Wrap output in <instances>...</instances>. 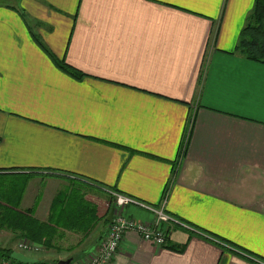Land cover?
I'll return each mask as SVG.
<instances>
[{
	"label": "crops",
	"instance_id": "1",
	"mask_svg": "<svg viewBox=\"0 0 264 264\" xmlns=\"http://www.w3.org/2000/svg\"><path fill=\"white\" fill-rule=\"evenodd\" d=\"M253 3L0 5V177L24 179L18 209L46 222L74 183L152 207L166 198L188 229L162 248L128 232L111 264H264V63L235 53ZM35 40L83 77L61 72ZM123 215L154 220L137 206ZM107 228L59 231L46 256L85 264ZM21 240L0 228V249L29 258Z\"/></svg>",
	"mask_w": 264,
	"mask_h": 264
},
{
	"label": "trees",
	"instance_id": "2",
	"mask_svg": "<svg viewBox=\"0 0 264 264\" xmlns=\"http://www.w3.org/2000/svg\"><path fill=\"white\" fill-rule=\"evenodd\" d=\"M35 42L61 72L74 79L83 77L82 73L72 66L57 62L37 40ZM235 53L247 60L264 63V0H254L253 7L246 17L245 25L239 33ZM76 184L85 186L82 183ZM76 184L74 183V185ZM82 188L87 189L86 186ZM59 196L60 194L52 200L46 222H39L34 218L33 208L22 211L18 209L16 204L10 205V211L0 215V228L10 231L17 238L25 239L40 248L46 247L49 250L52 248V242L59 231L80 233L83 238H87L100 221L104 226L109 225L106 216L113 209L112 196L109 197V208L107 211L101 212L103 213V215L100 214L102 216H98L100 212L96 211L97 209L93 204L87 203L80 191L73 203H69V200L60 203ZM235 251V254L248 258L242 252ZM13 253L11 249H0V258L14 262L11 259ZM57 262L53 261V264H57ZM36 264L46 263L37 261Z\"/></svg>",
	"mask_w": 264,
	"mask_h": 264
},
{
	"label": "built area",
	"instance_id": "3",
	"mask_svg": "<svg viewBox=\"0 0 264 264\" xmlns=\"http://www.w3.org/2000/svg\"><path fill=\"white\" fill-rule=\"evenodd\" d=\"M183 150L181 151V155L183 154ZM111 196L113 197L112 221L108 225L104 237L98 241L96 249L87 255L85 264H111L124 235L128 232H134L144 241L150 242L158 248H162L167 244L170 231L177 227L188 229L185 224L166 214L164 211L166 198L162 200L158 207H152L120 194H112ZM127 206H137L148 211L154 216L153 222L150 225H145L128 219L123 215V210ZM17 249L21 252H30V250L39 251L40 247L24 239L18 242ZM0 264L19 263L0 260Z\"/></svg>",
	"mask_w": 264,
	"mask_h": 264
},
{
	"label": "rangeland",
	"instance_id": "4",
	"mask_svg": "<svg viewBox=\"0 0 264 264\" xmlns=\"http://www.w3.org/2000/svg\"><path fill=\"white\" fill-rule=\"evenodd\" d=\"M14 0H0V5H8L12 6ZM24 179L22 177H0V208L2 204L6 206L7 208L5 211H10V205H16L22 190L24 186ZM85 186H80L79 184L74 185H69L68 187H64L63 190L60 192V203H62L65 200H69V203H73L75 199L77 198V195L80 191L81 195L84 196V199L87 201L89 204H93L95 208L97 209V212H105L108 210L109 205H110V200L109 197H106L104 194L95 192L93 190L85 189L82 188ZM57 196V195H56ZM55 196V197H56ZM50 211V210H49ZM104 225H102V222L100 221L94 230L99 231ZM93 230V231H94ZM10 232V231H8ZM106 234L103 233L102 238ZM11 235V233H10ZM67 236L74 238L73 235L70 236V234H66ZM20 242V241H19ZM62 243V242H61ZM72 248H69V252L71 251ZM54 249H47L46 247L40 248L39 251H33L30 250V252H23L27 257H29L32 260H39L47 263H52V259L46 256V254H49V252ZM65 249L60 248V251L62 253L67 254ZM32 252V253H31Z\"/></svg>",
	"mask_w": 264,
	"mask_h": 264
},
{
	"label": "water",
	"instance_id": "5",
	"mask_svg": "<svg viewBox=\"0 0 264 264\" xmlns=\"http://www.w3.org/2000/svg\"><path fill=\"white\" fill-rule=\"evenodd\" d=\"M113 211L111 210L107 216V222L110 224L112 221ZM11 259L19 264H36V261L26 258L23 254L13 253ZM71 259L58 261L57 264H70Z\"/></svg>",
	"mask_w": 264,
	"mask_h": 264
}]
</instances>
